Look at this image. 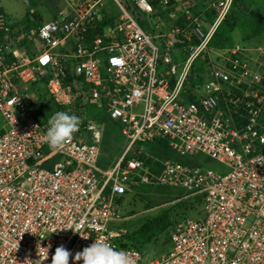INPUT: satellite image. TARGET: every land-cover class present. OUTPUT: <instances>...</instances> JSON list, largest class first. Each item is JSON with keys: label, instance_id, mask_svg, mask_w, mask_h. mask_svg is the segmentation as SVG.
Listing matches in <instances>:
<instances>
[{"label": "built area", "instance_id": "1", "mask_svg": "<svg viewBox=\"0 0 264 264\" xmlns=\"http://www.w3.org/2000/svg\"><path fill=\"white\" fill-rule=\"evenodd\" d=\"M114 1L119 18L93 37L90 30L108 18L103 0H63L55 17L20 29L0 12V264L38 260V244L51 245L43 264H52L60 245L72 253L69 264H77L75 254L97 239L134 264H264V64L239 48L209 47L234 0L206 2L215 16L209 27L194 15L195 0H128L148 15L182 10L175 20L184 17L183 25L155 35ZM193 38L198 44L183 46L190 52L174 64V47ZM198 59L201 85L188 87ZM68 71L80 109L64 85ZM37 86L55 108L43 107ZM57 111L82 121L59 153L43 141ZM102 118L128 139L105 170L95 158ZM158 143L184 160L204 154L226 170L154 155ZM56 155L53 170L42 168ZM141 185L182 188L180 201L201 199L198 217L175 224L171 251L159 259L130 245L123 228L110 227L123 220L126 197ZM75 226L89 238L69 229Z\"/></svg>", "mask_w": 264, "mask_h": 264}, {"label": "rangeland", "instance_id": "2", "mask_svg": "<svg viewBox=\"0 0 264 264\" xmlns=\"http://www.w3.org/2000/svg\"><path fill=\"white\" fill-rule=\"evenodd\" d=\"M61 1L39 0V7H37L38 9H35L36 13L33 15L30 13L31 11L29 7L34 4H26L25 0H0V12L4 13L12 24L18 23L15 27L20 29L25 26V16L27 17L28 15H32L35 20L38 21V19H42L43 14L48 13L47 10L49 12H56L59 10L63 2ZM77 1L78 0H76V2ZM120 1L124 3L125 6H129V8H131V12L141 23H144L145 21L147 30L154 35L157 34V32H166L174 26L171 22H165L164 24L161 23L159 24V28H157L158 31L156 32V29H154L158 24L156 23V17L138 11L131 5V3L128 2V0ZM205 7L206 6L203 8L205 10L202 8L200 10V18L206 27L205 19L207 17L206 14H204V11L208 12L207 14H212V12L209 10L207 11ZM200 11H197L196 14L199 15ZM101 12L108 17V19L109 17L117 19L120 15L119 7L114 0H103ZM43 20H48V15H45ZM232 37L234 41V46L232 48H239L243 52L249 54L253 58V64H264V34L245 41L240 30L236 29L234 30ZM160 42L165 44V40H161ZM174 51H176V55L178 54V59L176 60L173 57V63L177 64L181 62V58L185 60L190 52V49H182V47L176 46L174 47ZM210 57L212 60H215V53H210ZM198 64H202V62H199ZM190 82L191 83H187L188 87L193 86L192 82H194V80L191 78ZM92 113H97L96 107L91 109V114ZM98 127L101 131V142L97 146V153L95 155L96 165L102 170L110 169L122 155L128 144V139L122 134L121 127L110 120L102 118ZM83 137L90 141L88 134L83 133ZM169 157L175 160L186 161L188 163H196L219 172H224L226 170L223 165L204 154H199L194 158H186L184 160L179 154L169 151ZM184 193L185 190L178 187L141 185L137 188V191L133 195L131 194L126 197V203L122 208L123 220L111 223L110 227L123 228L127 232L126 238L129 244H134L133 246L141 249L148 259H159L171 251L172 244L170 241V233L172 227H174L175 224L183 218H196L199 215L197 210H184L185 206L183 202H187L188 200H178L184 195ZM167 217L168 220L171 221L172 227L158 233L162 228L159 226L161 223H158L159 230L157 235L151 237L147 243L141 241L138 235V230L143 225L153 220L161 218L165 219ZM129 236H131L132 239L129 238Z\"/></svg>", "mask_w": 264, "mask_h": 264}, {"label": "trees", "instance_id": "3", "mask_svg": "<svg viewBox=\"0 0 264 264\" xmlns=\"http://www.w3.org/2000/svg\"><path fill=\"white\" fill-rule=\"evenodd\" d=\"M38 1L39 0H25V3L34 4L33 6L29 7V9H31L38 5ZM64 5H65L64 2H62V6ZM208 17L209 20L213 21L215 16L212 13V14H208ZM114 23H115L114 18L105 19L104 21L99 23V25L96 27L95 30L93 31L90 30V37H93L94 33H97V31H101V29L104 28L105 26L114 25ZM32 24L35 23L28 21L26 26L28 27L31 26ZM141 24L142 26H145L144 23ZM180 25H183V23H180ZM236 29L240 30L243 39L245 41H248L252 38L264 34V0H234V3L229 13L226 15L225 19L219 24L216 31L214 32L209 42V47L217 50L232 48L234 46L232 34ZM198 42L199 41L196 38H193L190 43L184 40V42H180L179 44H177V46L187 47L188 44L196 45L198 44ZM199 62H201V60L199 59L194 62L192 66L191 74L189 75V80H191V78L193 80L195 79L193 82L194 86L201 85L200 84L201 74L204 73V63L202 62V64H198ZM196 76L199 77V80H196L195 78ZM64 85L70 88L72 95V102H71L72 106L75 109L76 108L80 109L82 106L81 93L79 92L78 84L75 81V78L71 76L70 71H68V77L65 79ZM36 89L39 92V96L41 97V99L45 101L43 107L55 108L54 107L55 105L53 104L52 100L48 99L45 89L40 86H37ZM151 148H152L151 152L154 155L165 156V157L169 156V150L166 149L165 146H162V143H158L157 145L152 144ZM183 203L185 206L184 210L187 209V210L195 211L201 205V199L195 198L193 200H188L187 202H183ZM158 223H161L159 226L162 227L159 232H158L159 230ZM169 227H172V223L170 220H168V217L165 219L161 218L158 220H153L143 225L138 230V235L142 242L147 243L151 239V237L157 235V232L158 233H160L161 231L163 232ZM129 238H131V236H129Z\"/></svg>", "mask_w": 264, "mask_h": 264}, {"label": "clouds", "instance_id": "4", "mask_svg": "<svg viewBox=\"0 0 264 264\" xmlns=\"http://www.w3.org/2000/svg\"><path fill=\"white\" fill-rule=\"evenodd\" d=\"M81 122V119L75 114L57 111L48 118V127L43 135V141L47 143L51 151L59 153V150L63 149L73 139L74 134L79 130ZM69 229L81 235L79 226ZM53 232L56 231L53 230ZM81 237L84 239L89 238L83 235ZM18 247L19 244L17 249ZM50 247L51 245L45 248L38 244L37 254L39 259L34 262L31 259H26L24 264H43V261L48 259ZM70 257H72V253L63 245H60L55 249V253L52 256V264H69ZM73 259L77 264L80 261H83V264H134V260L128 253L118 251L109 243L99 239L82 251L77 252Z\"/></svg>", "mask_w": 264, "mask_h": 264}, {"label": "crops", "instance_id": "5", "mask_svg": "<svg viewBox=\"0 0 264 264\" xmlns=\"http://www.w3.org/2000/svg\"><path fill=\"white\" fill-rule=\"evenodd\" d=\"M61 1V0H60ZM63 1V0H62ZM61 1V2H62ZM199 1V2H198ZM195 0V2H196V8H194V9H192V11L194 12V15L195 16H197V17H201V8L203 9L204 8V6H206V0ZM203 4V5H202ZM37 7H39V5H37V6H35V7H33V8H31L30 9V13L31 14H33V15H35V9L37 8ZM60 8V7H59ZM64 8V6H62V8L61 9H59V10H57L56 12H49L48 10H47V14H43V17H42V19H38V21H36L35 20V18L31 15V16H25V23H24V27L23 28H27V26H26V24L28 23V21H30V22H33V23H35V24H39V23H41L42 21H47V20H43V18H44V16L45 15H48V20L49 19H51V18H53V17H55L62 9ZM206 8V7H205ZM38 9V8H37ZM199 9V10H198ZM203 10H205V9H203ZM197 11H200V13H199V15H197L196 14V12ZM171 13H172V17H171ZM180 13V14H179ZM181 13H182V10H177V8H172L171 10H169V12H167V13H159L157 10H155L154 11V13L152 14V16H154V17H156L157 19H156V23H158L156 26H155V28L154 29H156L155 31L157 32L158 30H157V28H159V24H161V23H165V22H171V23H173V25L174 24H179V23H185V18L184 17H181L180 19H178V20H175V18L176 17H180L181 16ZM208 12H205L204 11V14H206V27H209L210 25H211V23H212V21L211 20H209V17H208V14H207ZM160 17V20H158V18ZM201 19V18H200ZM147 21V20H146ZM15 24V25H14ZM13 25L14 26H17L18 25V23H14ZM20 24V23H19ZM35 24H32L31 26H33V25H35ZM144 24H145V21H144ZM31 26H28V27H31ZM146 26H144V28H145ZM165 32V31H164ZM178 55V54H177ZM176 55V51L174 52V58L177 60L178 59V56ZM174 58H173V61H174Z\"/></svg>", "mask_w": 264, "mask_h": 264}, {"label": "water", "instance_id": "6", "mask_svg": "<svg viewBox=\"0 0 264 264\" xmlns=\"http://www.w3.org/2000/svg\"><path fill=\"white\" fill-rule=\"evenodd\" d=\"M60 158V155H56L47 162H45L42 166L44 169L53 170L55 165L57 164L58 160Z\"/></svg>", "mask_w": 264, "mask_h": 264}, {"label": "snow or ice", "instance_id": "7", "mask_svg": "<svg viewBox=\"0 0 264 264\" xmlns=\"http://www.w3.org/2000/svg\"><path fill=\"white\" fill-rule=\"evenodd\" d=\"M47 58H45V60H46Z\"/></svg>", "mask_w": 264, "mask_h": 264}]
</instances>
